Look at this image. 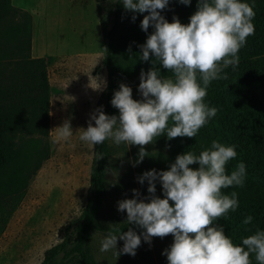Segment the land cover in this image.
<instances>
[{
  "label": "clouds",
  "instance_id": "9594fccd",
  "mask_svg": "<svg viewBox=\"0 0 264 264\" xmlns=\"http://www.w3.org/2000/svg\"><path fill=\"white\" fill-rule=\"evenodd\" d=\"M179 2L188 5L191 0ZM122 3L126 10L148 13L141 28L147 32L152 25L154 31L140 45V59L148 61L151 54L153 67L141 71L142 99H134L132 88L121 83L111 100L119 116L106 114L102 106L97 108L79 138L93 147L108 139L117 145L123 142L140 146V163L148 155L144 146L154 143L157 137H196L215 117L217 108L204 102L207 87L212 80L227 79L226 73L221 75L223 70L238 65L239 50L255 33L256 13L244 0H198L197 10L184 24L176 17L169 22L161 15L169 0ZM132 19H136L135 15ZM157 61L172 75H162ZM59 129L63 140L73 134L70 121L66 120ZM236 156L235 145L225 146L214 140L199 155L191 151L178 154L168 170L145 171L138 180L141 184L147 180L149 197L139 199V190L133 189V198L118 202V211H126L127 224L136 225L142 232L138 234L132 227L118 234L109 232L100 250L114 249L117 258L121 254L135 256L141 237L151 242L153 237L172 235L174 241L164 251L168 264H252V254L258 264H264V231L257 230L237 245L222 225L214 223L238 207L237 192H222L244 184L245 163H238L231 174L226 172V165ZM194 164L199 167H190ZM157 180L162 184L163 198L156 195ZM252 219L249 215L243 223L247 225ZM118 237L124 241L119 250Z\"/></svg>",
  "mask_w": 264,
  "mask_h": 264
},
{
  "label": "trees",
  "instance_id": "16d2710c",
  "mask_svg": "<svg viewBox=\"0 0 264 264\" xmlns=\"http://www.w3.org/2000/svg\"><path fill=\"white\" fill-rule=\"evenodd\" d=\"M254 7L255 33L247 38L238 52L239 63L229 66L221 75L227 79L212 80L207 87L204 102L217 108L215 117L209 119L196 137L166 135L155 139L170 152L175 161L178 154L191 151L199 155L209 149L212 142L225 146L235 145L237 156L226 165L227 174L240 162L246 165L243 186L222 189L224 194L238 193V207L214 223L222 225L225 234L237 245L243 238L264 231V0H244ZM198 8V0L188 5L179 0H169L161 15L169 22L174 17L181 23L190 22ZM118 0H114L111 22L105 27L99 18L102 36L101 66L105 69L106 84L99 100L100 108L108 115L119 116L111 100L119 83L125 79H140L141 71L153 67L152 58L140 59L141 47L154 31L147 32L141 21L148 13H134L119 24ZM17 14L14 24L7 26L0 40V230L26 187L28 179L47 157L48 83L42 57L29 55L31 21L27 11L11 5L10 0H0V22ZM161 74L171 76L159 62ZM199 81V74H198ZM171 123V122H170ZM166 134V133H165ZM108 147L92 146L88 170V196L78 216L63 230L61 239L44 249L39 264H66L73 259L76 264H93L86 243L89 233L97 226V215L105 196V173ZM190 167H199L198 164ZM171 203V202H170ZM253 217L244 224L246 217ZM132 227L139 234L142 229L122 222L110 226L113 233ZM172 236V235H169ZM257 264L255 254L250 257Z\"/></svg>",
  "mask_w": 264,
  "mask_h": 264
},
{
  "label": "rangeland",
  "instance_id": "374dc122",
  "mask_svg": "<svg viewBox=\"0 0 264 264\" xmlns=\"http://www.w3.org/2000/svg\"><path fill=\"white\" fill-rule=\"evenodd\" d=\"M11 5L30 15L31 57L44 61L48 83L47 157L28 179L23 193L0 230V264H39L44 249L58 242L63 230L78 216L88 196V170L92 145L80 140L90 116L99 107L106 84L105 69L100 64L102 36L99 18L109 27L114 0H10ZM119 24L133 16L118 0ZM0 22V40L4 29L14 24L17 14ZM134 99H142L140 79H125ZM118 86V90H119ZM70 121L73 134L67 140L59 137V126ZM93 125L95 121H92ZM108 147L105 173V196L97 215V226L86 243L93 264H168L165 249L173 236L153 237L141 245L136 255L115 250L102 252L103 239L110 226L126 221V211H118V202L134 197L147 199V180H138L145 171L168 170L174 163L170 152L154 141L145 147L148 155L137 163L140 146L106 140ZM156 195L163 198L162 184L156 181ZM113 233V232H112ZM117 234V233H113ZM118 237L117 250L123 247ZM66 264H76L73 259ZM258 264V262H257Z\"/></svg>",
  "mask_w": 264,
  "mask_h": 264
},
{
  "label": "crops",
  "instance_id": "0c3cea01",
  "mask_svg": "<svg viewBox=\"0 0 264 264\" xmlns=\"http://www.w3.org/2000/svg\"><path fill=\"white\" fill-rule=\"evenodd\" d=\"M29 13V12H28Z\"/></svg>",
  "mask_w": 264,
  "mask_h": 264
}]
</instances>
